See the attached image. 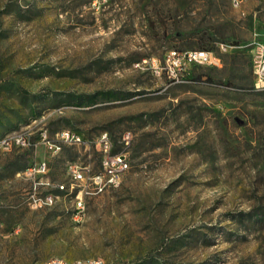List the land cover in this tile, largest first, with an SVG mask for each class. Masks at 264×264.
Instances as JSON below:
<instances>
[{
    "label": "rangeland",
    "instance_id": "rangeland-1",
    "mask_svg": "<svg viewBox=\"0 0 264 264\" xmlns=\"http://www.w3.org/2000/svg\"><path fill=\"white\" fill-rule=\"evenodd\" d=\"M254 41L264 0H0V142L29 144L0 148V264H264ZM201 50L220 66L168 61ZM105 133L129 170L100 195L71 191L70 164L101 170Z\"/></svg>",
    "mask_w": 264,
    "mask_h": 264
},
{
    "label": "built area",
    "instance_id": "built-area-1",
    "mask_svg": "<svg viewBox=\"0 0 264 264\" xmlns=\"http://www.w3.org/2000/svg\"><path fill=\"white\" fill-rule=\"evenodd\" d=\"M242 46L241 48H243ZM251 47V57H252V67L254 75V85L253 90L257 92H264V43L254 41L250 44ZM238 49L237 46H231L224 44L223 49H218L222 53H229L233 50ZM185 53H190V61H184V63H193L200 66H220L221 60L218 58L215 51H188ZM181 61L183 60V54L176 51H172L168 55V61ZM130 135L127 134L124 138L125 148H128L130 141ZM47 136L44 135L46 140ZM58 138L63 141L71 143H81L82 140L79 135L64 131L58 134ZM17 146H27L29 145L26 140L19 137H14L12 139H5L0 142V148L11 149L12 145ZM49 148L56 150L59 147L56 144L47 142ZM98 145L100 146V153L102 154L101 160V170L96 173L88 172L87 168H82L76 163L70 164L68 166V172L71 176L72 185L71 191H73L75 185L81 187L80 195L85 193L88 196L100 195L109 189H113L119 186L121 183V174H125L129 170V158L125 150H122L118 153H113L112 143L105 133L103 134L99 141ZM46 164H42L39 167L38 172L45 173ZM50 184V183H48ZM57 188L60 192H68V187L66 185H57ZM55 203V198L52 195L45 197H33V204L36 207L47 206L50 207ZM85 208L84 202L80 199L77 202V209L83 211ZM42 264H105L102 259H85V260H67L62 257H52Z\"/></svg>",
    "mask_w": 264,
    "mask_h": 264
},
{
    "label": "bare ground",
    "instance_id": "bare-ground-1",
    "mask_svg": "<svg viewBox=\"0 0 264 264\" xmlns=\"http://www.w3.org/2000/svg\"><path fill=\"white\" fill-rule=\"evenodd\" d=\"M224 48V44H220V49ZM183 61H190V53H184L183 54ZM124 174H121V180L123 178Z\"/></svg>",
    "mask_w": 264,
    "mask_h": 264
},
{
    "label": "trees",
    "instance_id": "trees-1",
    "mask_svg": "<svg viewBox=\"0 0 264 264\" xmlns=\"http://www.w3.org/2000/svg\"><path fill=\"white\" fill-rule=\"evenodd\" d=\"M201 49H205V48L203 47V48H201ZM110 95H112V94H111V93L104 94V98H105V99H109ZM108 96H109V97H108ZM90 103H93V101L90 102ZM120 151H121V150H120L119 148H113V153H118V152H120Z\"/></svg>",
    "mask_w": 264,
    "mask_h": 264
}]
</instances>
